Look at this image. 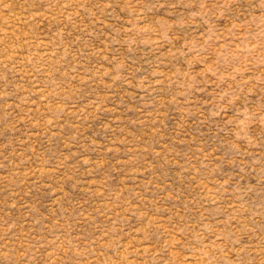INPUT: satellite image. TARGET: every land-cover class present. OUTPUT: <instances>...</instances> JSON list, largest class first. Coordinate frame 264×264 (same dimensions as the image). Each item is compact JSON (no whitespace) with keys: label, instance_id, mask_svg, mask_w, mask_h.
Returning a JSON list of instances; mask_svg holds the SVG:
<instances>
[{"label":"rangeland","instance_id":"1","mask_svg":"<svg viewBox=\"0 0 264 264\" xmlns=\"http://www.w3.org/2000/svg\"><path fill=\"white\" fill-rule=\"evenodd\" d=\"M0 264H264V0H0Z\"/></svg>","mask_w":264,"mask_h":264}]
</instances>
